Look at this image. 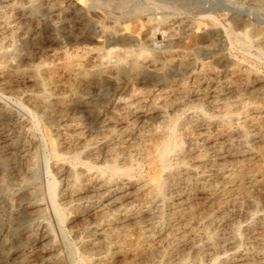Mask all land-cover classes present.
Listing matches in <instances>:
<instances>
[{
	"label": "rangeland",
	"instance_id": "obj_1",
	"mask_svg": "<svg viewBox=\"0 0 264 264\" xmlns=\"http://www.w3.org/2000/svg\"><path fill=\"white\" fill-rule=\"evenodd\" d=\"M261 29L264 0H0V264H264Z\"/></svg>",
	"mask_w": 264,
	"mask_h": 264
},
{
	"label": "bare ground",
	"instance_id": "obj_2",
	"mask_svg": "<svg viewBox=\"0 0 264 264\" xmlns=\"http://www.w3.org/2000/svg\"><path fill=\"white\" fill-rule=\"evenodd\" d=\"M126 4H128V3H126ZM126 6H128V5H126ZM132 7H131V9H132ZM136 9L134 8V10L133 9L132 10L135 11ZM142 9H140V11ZM138 10H136V11H138ZM232 34H233L234 42L236 43V45H238L239 47H241L245 50L249 49L250 44L253 42V39H252L253 35L251 34L250 31H246L244 33L232 32ZM259 34L264 35V30L263 29L259 30L257 35H259ZM144 52L145 51L143 50L139 53H142L140 55H144L143 54ZM109 53H112V51H109ZM116 56H119V55H116ZM122 59H124V58H122ZM119 60H121V58ZM138 63L139 62H137L135 60L131 61L130 63H128L129 68L136 69L138 67ZM186 64H188V63H186ZM165 129H166V131L162 132V134L159 136L158 142L154 143V150L152 151V153L147 154L149 159L152 160L155 164H157L158 173H157L156 177L152 180V182H153L155 190L158 192L162 190L163 185H164V180L161 179V172L166 168V165H165L166 159L165 158H166L167 154L170 153L171 151H173L175 149H180L181 145L183 143V139H184L183 134H181V132H179L180 127H179V124L177 123V116H174L173 118H171L168 121L167 126H165ZM48 138H49V136H48ZM48 140H49V143L51 145L52 155L54 158H56V160H60V159L68 160L69 162H71L74 165L79 163V164H83V165L89 167V169L94 168L96 170L98 176L103 175L106 172V169H108V168H110L111 171H113L114 173L129 175L130 169L121 170V166L116 164L115 160H112V162H108L107 166H103V167L96 166L89 161H85L80 155H77V154L69 155L71 151H67V152L59 151V149L57 148L56 142L50 138ZM73 176L76 178L78 175H77V173L74 172ZM48 183H49L48 184V195H49L51 205H52L54 212L57 215V217L59 219L63 220V217H64L63 211L60 207V204L57 202V199H56V196L58 193V190H57L58 182L55 179H52ZM184 264H190V263H184Z\"/></svg>",
	"mask_w": 264,
	"mask_h": 264
}]
</instances>
